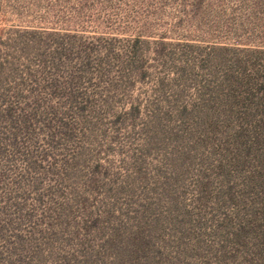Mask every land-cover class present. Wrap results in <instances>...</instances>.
<instances>
[{
    "label": "rangeland",
    "instance_id": "1",
    "mask_svg": "<svg viewBox=\"0 0 264 264\" xmlns=\"http://www.w3.org/2000/svg\"><path fill=\"white\" fill-rule=\"evenodd\" d=\"M0 264H264V0H0Z\"/></svg>",
    "mask_w": 264,
    "mask_h": 264
}]
</instances>
